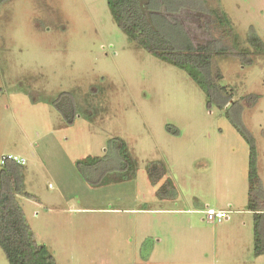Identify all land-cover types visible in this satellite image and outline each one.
Returning <instances> with one entry per match:
<instances>
[{"label":"rangeland","instance_id":"1","mask_svg":"<svg viewBox=\"0 0 264 264\" xmlns=\"http://www.w3.org/2000/svg\"><path fill=\"white\" fill-rule=\"evenodd\" d=\"M219 1L241 42L226 39L231 55L214 60L234 97L224 108L131 41L107 0L0 4V156L26 160L33 198L21 202L57 264H264L247 209L252 146L227 116L250 131L264 190V52L252 64L237 54L254 50L253 34L264 51V0ZM183 14L196 42L210 37ZM69 93L80 112L67 120L56 100ZM115 138L136 175L106 173L99 185L78 162L106 155ZM153 162L164 163L176 197L158 196ZM208 208L229 218L208 222L200 212ZM0 264H10L1 247Z\"/></svg>","mask_w":264,"mask_h":264},{"label":"trees","instance_id":"2","mask_svg":"<svg viewBox=\"0 0 264 264\" xmlns=\"http://www.w3.org/2000/svg\"><path fill=\"white\" fill-rule=\"evenodd\" d=\"M5 1L8 0H0V4ZM107 2L118 27L130 40L150 54L186 71L207 93L209 104L215 102L224 108L226 103L233 100L231 90L221 82L222 74L216 70L214 60L217 57H228L233 45L238 47L241 42L219 0ZM185 11L192 12L199 19L202 29L210 35L207 40L195 41L189 22L184 20L187 16L183 14ZM230 38L233 39L230 42L234 43L231 46L226 41ZM249 41L254 50L241 49L237 54L252 64L254 58L251 55L264 52L263 41L256 34L251 35ZM56 106L67 120L75 118L80 112L70 93L57 99ZM227 116L252 146L247 209L254 216L255 253L264 255V190L258 174L256 147L250 131L241 124L240 118L232 117L229 111ZM78 165L81 169L88 167L89 170H83L85 175L94 178L99 185L110 181H99L98 177L103 174L117 171V181H123L134 178L137 172V161L126 142L120 138L109 142L106 155L89 156L79 160ZM148 173L153 184L159 187L157 194L160 198L176 197V187L167 177L164 163L149 164ZM24 176L23 164L7 161L0 165V247L10 264H57L47 245L38 241L26 216L21 201L23 197L33 198V195L26 191Z\"/></svg>","mask_w":264,"mask_h":264},{"label":"built area","instance_id":"3","mask_svg":"<svg viewBox=\"0 0 264 264\" xmlns=\"http://www.w3.org/2000/svg\"><path fill=\"white\" fill-rule=\"evenodd\" d=\"M7 161H15L17 163L26 164V160L18 155L4 154L0 157V165H4ZM201 213L205 214V219L211 223H221L227 218H229L230 211L225 209H215L208 208L206 210H201Z\"/></svg>","mask_w":264,"mask_h":264},{"label":"crops","instance_id":"4","mask_svg":"<svg viewBox=\"0 0 264 264\" xmlns=\"http://www.w3.org/2000/svg\"><path fill=\"white\" fill-rule=\"evenodd\" d=\"M200 211V210H199ZM228 219V218H227Z\"/></svg>","mask_w":264,"mask_h":264}]
</instances>
